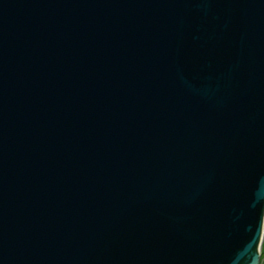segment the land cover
<instances>
[{"label": "water", "instance_id": "1", "mask_svg": "<svg viewBox=\"0 0 264 264\" xmlns=\"http://www.w3.org/2000/svg\"><path fill=\"white\" fill-rule=\"evenodd\" d=\"M264 0H0V264H260Z\"/></svg>", "mask_w": 264, "mask_h": 264}, {"label": "trees", "instance_id": "2", "mask_svg": "<svg viewBox=\"0 0 264 264\" xmlns=\"http://www.w3.org/2000/svg\"><path fill=\"white\" fill-rule=\"evenodd\" d=\"M260 255H261L260 260L262 264H264V243H262V253H260Z\"/></svg>", "mask_w": 264, "mask_h": 264}, {"label": "rangeland", "instance_id": "3", "mask_svg": "<svg viewBox=\"0 0 264 264\" xmlns=\"http://www.w3.org/2000/svg\"><path fill=\"white\" fill-rule=\"evenodd\" d=\"M262 243H264V227H263V237H262V242H261L259 253H262ZM260 257H261V255H260ZM260 264H262L261 260H260Z\"/></svg>", "mask_w": 264, "mask_h": 264}]
</instances>
